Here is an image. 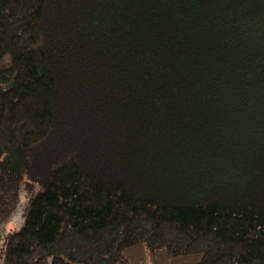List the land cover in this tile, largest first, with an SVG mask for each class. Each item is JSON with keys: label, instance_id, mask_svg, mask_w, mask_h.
<instances>
[{"label": "trees", "instance_id": "trees-1", "mask_svg": "<svg viewBox=\"0 0 264 264\" xmlns=\"http://www.w3.org/2000/svg\"><path fill=\"white\" fill-rule=\"evenodd\" d=\"M0 264H264V0H0Z\"/></svg>", "mask_w": 264, "mask_h": 264}, {"label": "rangeland", "instance_id": "rangeland-1", "mask_svg": "<svg viewBox=\"0 0 264 264\" xmlns=\"http://www.w3.org/2000/svg\"><path fill=\"white\" fill-rule=\"evenodd\" d=\"M21 224H22L21 212H17V214L12 219V221L0 229V250L3 246L4 240L7 237V235L13 230L18 229Z\"/></svg>", "mask_w": 264, "mask_h": 264}]
</instances>
